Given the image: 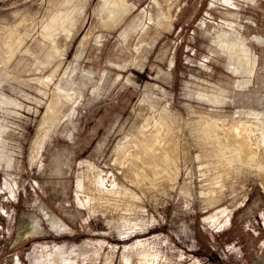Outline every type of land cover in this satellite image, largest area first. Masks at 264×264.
I'll return each mask as SVG.
<instances>
[{
    "label": "rangeland",
    "instance_id": "obj_1",
    "mask_svg": "<svg viewBox=\"0 0 264 264\" xmlns=\"http://www.w3.org/2000/svg\"><path fill=\"white\" fill-rule=\"evenodd\" d=\"M121 1L0 0V264H264V0Z\"/></svg>",
    "mask_w": 264,
    "mask_h": 264
},
{
    "label": "bare ground",
    "instance_id": "obj_2",
    "mask_svg": "<svg viewBox=\"0 0 264 264\" xmlns=\"http://www.w3.org/2000/svg\"><path fill=\"white\" fill-rule=\"evenodd\" d=\"M103 4L110 6L111 10H112L111 16L107 19L109 21V23L107 22L108 25L113 24V22L119 17V13L117 14V10H124L125 9V6L121 0H104ZM61 93L63 95H67L63 90L61 91ZM54 101L55 100H53V102H51V104L49 106V110L46 114L47 119L57 116L56 112H58V111H56V110L59 106L58 102L60 103V100L58 99L57 102H54ZM58 110H59V108H58ZM150 119H151L150 117L146 119V122H144L142 128H140L141 126L140 127L137 126L138 125L137 124L134 127V129L131 130V137H130L131 141L130 142H131V144L134 145L135 149L130 150L128 148L129 150H126L127 155L132 157V159L135 158L134 160H137L139 158L143 159L142 155L151 156L152 151L153 152L156 151V153H157V151L160 150L161 152H159V155L161 156V154H162L163 159L165 161V158L168 156L169 153H171L173 155V153L175 152V150H172L170 148L171 144H173L174 142L173 143L171 142V139L169 137L170 134H168L169 132H167L164 135L165 128L159 120L156 119V121L153 122V124H152ZM144 121H145V119H144ZM252 125L253 124L246 126L244 124L239 125L238 123H236V124H232V126H230L231 128L229 127V128L225 129V136L231 137L232 142H234L236 145H238L239 149L246 154H248V153L250 154V152L254 149L253 143L251 142V133L254 132V129L251 127ZM257 130H262V132H264V128L261 129L260 127H258ZM246 133L250 139H248L247 135H245ZM244 135H245V137H244ZM175 149H176V147H175ZM155 154H154V156H155ZM159 155L157 154V156H159ZM157 164H161V163H158V161H157ZM158 169H160V168H158Z\"/></svg>",
    "mask_w": 264,
    "mask_h": 264
},
{
    "label": "crops",
    "instance_id": "obj_3",
    "mask_svg": "<svg viewBox=\"0 0 264 264\" xmlns=\"http://www.w3.org/2000/svg\"><path fill=\"white\" fill-rule=\"evenodd\" d=\"M128 1V0H127ZM129 2V1H128ZM131 4V3H130ZM132 5V8H133V4H131Z\"/></svg>",
    "mask_w": 264,
    "mask_h": 264
}]
</instances>
